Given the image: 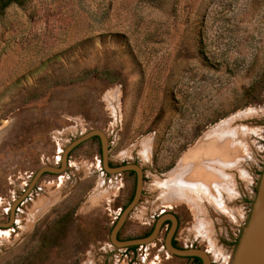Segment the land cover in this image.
I'll list each match as a JSON object with an SVG mask.
<instances>
[{
  "label": "rangeland",
  "instance_id": "1",
  "mask_svg": "<svg viewBox=\"0 0 264 264\" xmlns=\"http://www.w3.org/2000/svg\"><path fill=\"white\" fill-rule=\"evenodd\" d=\"M93 129L112 166L141 169V194L118 240L138 237L170 211L177 248L229 264L264 160V0L7 6L0 15V223L35 171L58 166L60 150ZM96 142L73 149L62 173L39 177L11 227L0 229L8 231L0 235V264H194L164 250V227L134 250L109 242L134 178L105 174ZM212 191L220 207L208 198Z\"/></svg>",
  "mask_w": 264,
  "mask_h": 264
},
{
  "label": "water",
  "instance_id": "2",
  "mask_svg": "<svg viewBox=\"0 0 264 264\" xmlns=\"http://www.w3.org/2000/svg\"><path fill=\"white\" fill-rule=\"evenodd\" d=\"M94 136H97L99 139L100 163L104 172L108 174H118L125 171L134 172V185L131 199L120 211L116 220L112 224L108 235L109 242L116 248L149 244L150 242L154 241L160 232L162 222L165 219H168L170 220V226L166 230L162 242L164 250L170 255L179 257L194 256L200 259L201 264H210L207 255L203 250L192 247L177 248L171 244V237L176 228V220L170 213L159 215L154 221L151 231L146 236L125 240L117 239L116 235L118 230L123 225L128 214L138 203L142 185L141 169L134 163H124L116 166H109L107 162L106 140L102 133L96 129L83 133L63 147L59 156L58 166H41L35 171L25 189L11 203L8 219L4 223H0V227L5 228L10 226L13 219V211L15 206L26 197L43 173H62L67 164L68 153L80 143ZM229 264H264V160L262 169L259 173L255 195L251 202L247 219L244 225L241 227Z\"/></svg>",
  "mask_w": 264,
  "mask_h": 264
},
{
  "label": "trees",
  "instance_id": "3",
  "mask_svg": "<svg viewBox=\"0 0 264 264\" xmlns=\"http://www.w3.org/2000/svg\"><path fill=\"white\" fill-rule=\"evenodd\" d=\"M24 3V0H0V15L2 14V12H3V10L7 7V6H9L10 4H15V5H17V6H20V5H22ZM92 138H96L95 136L94 137H91V138H89V139H92ZM81 144V143H80ZM79 144V145H80ZM79 145H77V146H79ZM76 146V147H77ZM76 147H74L73 149H75ZM72 149V150H73ZM71 150V151H72ZM70 151V152H71ZM69 152V153H70ZM68 153V154H69ZM123 173H127V174H130V175H133V171H125V172H123ZM131 196H132V193H131V195L129 196V198L127 199V201H126V203L125 204H123V206H122V208H121V210L125 207V205L130 201V199H131ZM66 214H64V216H65ZM68 215V214H67ZM61 218H64V217H61ZM64 224H65V221H64V219H58L57 221H55V229L56 230H61L62 228H63V226H64ZM124 224V223H123ZM123 226V225H122ZM121 226V227H122ZM152 226L153 225H151V227H149L148 229H147V231H145L144 233H142V234H140L138 237H136V238H139V237H143V236H146L150 231H151V229H152ZM112 227V226H111ZM111 227H110V229H111ZM54 229V230H55ZM120 230V229H119ZM119 230H118V232H119ZM110 231V230H109ZM118 232H117V238H118ZM42 239H43V242H44V240H46V238H43L42 237ZM42 239H41V241H42ZM125 239H130V238H124L123 240H125ZM171 243H172V245L173 246H175L176 244H175V242L174 241H171ZM41 244H42V242H41ZM43 245H44V243H43ZM135 246H128V248L129 249H133ZM176 247V246H175ZM176 257H179V256H176ZM185 258H188V259H190L194 264H201V262H200V259L199 258H197V257H194V256H189V257H185Z\"/></svg>",
  "mask_w": 264,
  "mask_h": 264
},
{
  "label": "flooded vegetation",
  "instance_id": "4",
  "mask_svg": "<svg viewBox=\"0 0 264 264\" xmlns=\"http://www.w3.org/2000/svg\"><path fill=\"white\" fill-rule=\"evenodd\" d=\"M96 138V140H97V142H96V144H97V148H99L98 149V151H99V161H100V144H99V139H98V137L97 136H95ZM107 143H108V141H107ZM107 162H108V165L109 166H112V164L110 163V161H109V159L107 158ZM105 174H108V173H106V172H104ZM133 178H134V172H133ZM167 213H170V214H172L173 216H174V218H175V220H176V225L178 224V218H177V216L176 215H174V213H172V212H170V211H162L159 215H162V214H167ZM158 215V216H159ZM157 216V217H158ZM156 217V218H157ZM154 221H155V219H154ZM154 221H153V223H154ZM153 223H152V225H153ZM169 226H170V220H168V219H165L163 222H162V224H161V228L162 227H164V232H163V237H164V235H165V232H166V230L169 228ZM160 228V229H161ZM171 241H174V236L172 235V237H171ZM172 244V243H171Z\"/></svg>",
  "mask_w": 264,
  "mask_h": 264
},
{
  "label": "bare ground",
  "instance_id": "5",
  "mask_svg": "<svg viewBox=\"0 0 264 264\" xmlns=\"http://www.w3.org/2000/svg\"><path fill=\"white\" fill-rule=\"evenodd\" d=\"M58 182H59V180H58ZM208 198H210L212 200L211 202L216 203L220 207L221 203L219 201V197H218V194L216 191H212L211 194H208ZM222 207H224V206H222ZM7 234H8L7 230H1L0 231V235L2 237H6Z\"/></svg>",
  "mask_w": 264,
  "mask_h": 264
},
{
  "label": "built area",
  "instance_id": "6",
  "mask_svg": "<svg viewBox=\"0 0 264 264\" xmlns=\"http://www.w3.org/2000/svg\"><path fill=\"white\" fill-rule=\"evenodd\" d=\"M60 153H61V150H60ZM60 153H59V156H60ZM59 156H58V163H59ZM67 159H68V158H67ZM66 165H67V164H66ZM59 174H60V173H59ZM30 191H31V190H30ZM28 194H29V193H28ZM28 194H27V195H28ZM27 195H26V197H27ZM26 197H25V198H26ZM25 198H24V199H25ZM12 202H13V201H12ZM21 202H22V200H21L18 204H20ZM18 204H17V205H18ZM17 205L15 206L14 209H17ZM9 208H10V207H9ZM8 213H9V209H8ZM13 214H14V211H13ZM7 219H8V214H7ZM13 221H14V218L12 219V222H11L10 226L5 227V228L0 227V229H9V228L11 227V225L13 224ZM141 246H143V245H139V246H135V247H141ZM135 247H134L133 249H131V250L136 249ZM127 248H128V247H124L123 249L126 250ZM118 249H120V248H118ZM128 249H129V248H128Z\"/></svg>",
  "mask_w": 264,
  "mask_h": 264
}]
</instances>
